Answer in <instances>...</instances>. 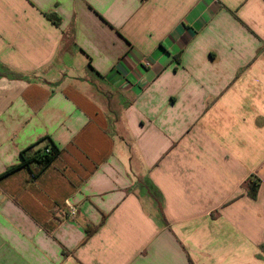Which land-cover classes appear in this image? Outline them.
<instances>
[{"label": "crops", "instance_id": "crops-1", "mask_svg": "<svg viewBox=\"0 0 264 264\" xmlns=\"http://www.w3.org/2000/svg\"><path fill=\"white\" fill-rule=\"evenodd\" d=\"M0 264H264V0H0Z\"/></svg>", "mask_w": 264, "mask_h": 264}, {"label": "trees", "instance_id": "trees-1", "mask_svg": "<svg viewBox=\"0 0 264 264\" xmlns=\"http://www.w3.org/2000/svg\"><path fill=\"white\" fill-rule=\"evenodd\" d=\"M42 138L34 144L21 151V161L9 166L1 175H6L20 168H26L29 172L30 180H35L59 155L60 149L53 143L42 146ZM50 147V152H45V148ZM255 195V194H254ZM93 231V229H92Z\"/></svg>", "mask_w": 264, "mask_h": 264}, {"label": "built area", "instance_id": "built-area-1", "mask_svg": "<svg viewBox=\"0 0 264 264\" xmlns=\"http://www.w3.org/2000/svg\"><path fill=\"white\" fill-rule=\"evenodd\" d=\"M50 150H51L50 147L45 148V152L47 153L50 152Z\"/></svg>", "mask_w": 264, "mask_h": 264}]
</instances>
